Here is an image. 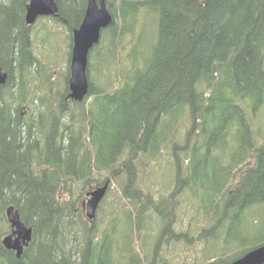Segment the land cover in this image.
<instances>
[{"label": "trees", "instance_id": "obj_1", "mask_svg": "<svg viewBox=\"0 0 264 264\" xmlns=\"http://www.w3.org/2000/svg\"><path fill=\"white\" fill-rule=\"evenodd\" d=\"M115 1L106 0L113 22L89 54L88 94L73 102L67 86L54 90L51 72L33 55L31 27L24 21L29 0H0V65L8 73L0 86V264H160L161 252L146 260L137 244L154 231L149 212L158 218L159 239L167 232V244L195 243L189 232L171 228L174 198L183 193L198 200L208 222L197 240L211 243L212 251L198 264H231L264 245V142L257 145L247 113L264 105V0ZM55 2L56 21L72 34L87 0ZM140 11L157 18L155 39L141 59L134 46L131 68L124 69L120 40L133 34ZM99 63L118 67L104 87L90 79ZM34 70L46 92L38 107H31L29 93ZM184 120L190 122L185 145L170 147L175 191L156 201L134 187L136 166L157 161ZM167 121L177 128L164 133ZM102 172L120 186L124 205L109 214V222L90 223L71 186L62 190L61 184ZM106 181L99 179L89 191ZM109 189L110 183L104 198ZM9 206L32 229L19 259L1 244L11 231L4 214ZM252 210L258 219L247 217ZM115 215L123 217L119 237Z\"/></svg>", "mask_w": 264, "mask_h": 264}, {"label": "rangeland", "instance_id": "obj_2", "mask_svg": "<svg viewBox=\"0 0 264 264\" xmlns=\"http://www.w3.org/2000/svg\"><path fill=\"white\" fill-rule=\"evenodd\" d=\"M108 1L111 2L113 0ZM115 4L118 5V0L115 1ZM144 13L146 12L140 11L136 21L137 25L134 27L133 34H127L120 40L118 57L121 60V63H119L121 64L120 67H123L124 69L131 68L128 54H132L134 46L139 47L140 51L139 49H136L133 52H135V56L139 55V58L141 59L144 55H146L148 46L155 39V24L157 18ZM143 27L145 29V33L143 32ZM30 30L31 40L33 43V55L36 56L39 63L45 70L51 72L53 76L52 80L54 84V90L64 91L66 86L68 87L69 81L68 71L70 65L69 53H71V34L69 33L68 29H66V26L49 17L39 18ZM138 36L141 39L140 42L138 41ZM104 41H108V37H106ZM106 46L107 42L103 46L102 52L104 53L107 51ZM113 64H115V62H112V65ZM109 65L99 63L100 68L96 73L90 75L91 78H89L100 87H104L105 85L107 86L109 79L114 78L113 76L118 73L117 66L112 68ZM33 78L34 79H32L29 83V93L31 95L30 98L33 100V105H31V107H38V97H42L46 92H44L43 87L41 86V82L43 81L41 73L34 70ZM65 78H67L68 81H66ZM91 100L92 99H89L86 103L88 104L91 102ZM25 108L26 107L23 106L21 111H25ZM247 113L252 131L255 134L254 136L256 137V140L258 141H256L257 145H259L264 142V105L259 109L258 112L253 113L250 111V109H248ZM176 128L177 127L175 124L173 128H171L170 121H167V125L163 127L162 130L164 133H168L169 131H173ZM189 128L190 122L184 120L181 127L178 129L176 137L174 136V141H170V143L164 146V150L160 154V158H158L157 161L146 160L147 163H145V167H142V164L141 166H136V168L138 167V177L136 179V184L134 183L135 188L137 187L144 191V193H148V195L150 194L156 201H158L161 197H163L161 199L167 198V196L175 191L174 182L176 181V165L172 155V149L170 150V147L172 142L179 144V147L180 145L184 146L186 142L185 135ZM234 145L235 144L233 143L229 145L227 154L232 152ZM175 152L178 153L179 151L176 150ZM184 154H181V156L183 157ZM186 164L187 162H182V168H185ZM239 177L240 173L237 175V180ZM99 179H102L103 181L110 179V189L109 194L106 196V198H104V201H101V211L96 214L94 221H99L102 219L109 222L111 219L109 214H112L114 211L118 210L117 205L121 203V206H123L124 202L120 198V186L106 172L94 173L89 181H70L67 185L61 184V187L62 190H67L68 186H71L70 191H72V198L78 199L76 203H78L79 207L83 208L85 193L88 192L89 189L94 188L95 183L97 184ZM174 199L175 218L174 224L171 226L173 233L182 234L184 232H189V236L193 237L195 243L193 245H188L184 241H171L167 244L165 241L167 239V232L164 234L166 237L159 239L158 234L161 233V228L158 218L149 212L151 217L154 216V218L152 220L147 219V224L151 227L152 224L156 222L154 225V231L152 234L146 237V239H140L137 246L141 248L140 250L142 257L146 258V260H150L152 256L155 255V252L156 254L161 252L158 259V262L161 261L160 264H198L206 253L212 251L211 243L207 244L197 240V236L201 232L200 230L207 226L208 222L205 219L203 213L198 209V200L196 198L194 200L190 193L180 194ZM255 210L249 212L250 216L247 214V217L250 218V220L258 219L260 214L258 211L255 212ZM115 217L120 219L117 234L119 237L121 236L120 228L123 217H118L116 215ZM251 222L253 223V221ZM103 225H106L107 227L108 223H104Z\"/></svg>", "mask_w": 264, "mask_h": 264}, {"label": "water", "instance_id": "obj_3", "mask_svg": "<svg viewBox=\"0 0 264 264\" xmlns=\"http://www.w3.org/2000/svg\"><path fill=\"white\" fill-rule=\"evenodd\" d=\"M55 3V0H29L24 16L25 25L30 28L42 17L60 20V12ZM82 16L79 27L72 31V47L69 53L68 99L73 102H82L87 96L89 54L99 45L104 29L106 30L113 22L106 0H87ZM7 80L8 73L0 65V86L5 85ZM109 183L110 180H107L102 187L85 194L87 201L83 202V209L90 223L96 218L98 206L108 191ZM4 214L11 231L1 239V244L5 250L13 251L15 257L19 259L32 239V229L22 223L19 212L13 206L7 207ZM231 264H264V245L250 250Z\"/></svg>", "mask_w": 264, "mask_h": 264}, {"label": "flooded vegetation", "instance_id": "obj_4", "mask_svg": "<svg viewBox=\"0 0 264 264\" xmlns=\"http://www.w3.org/2000/svg\"><path fill=\"white\" fill-rule=\"evenodd\" d=\"M84 201H87V198H86V196H85V200H84ZM84 201H83V202H84ZM11 252H13V251H11Z\"/></svg>", "mask_w": 264, "mask_h": 264}]
</instances>
